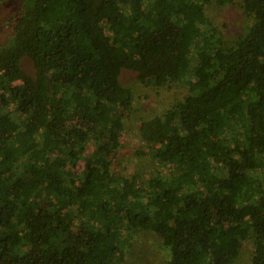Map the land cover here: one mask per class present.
Returning a JSON list of instances; mask_svg holds the SVG:
<instances>
[{"label": "trees", "instance_id": "obj_1", "mask_svg": "<svg viewBox=\"0 0 264 264\" xmlns=\"http://www.w3.org/2000/svg\"><path fill=\"white\" fill-rule=\"evenodd\" d=\"M233 3L248 26L228 45L206 6ZM124 69L189 86L139 122L164 168L146 180L112 171ZM139 232L165 264H233L248 242L264 264V0H23L0 48V264H121Z\"/></svg>", "mask_w": 264, "mask_h": 264}, {"label": "rangeland", "instance_id": "obj_2", "mask_svg": "<svg viewBox=\"0 0 264 264\" xmlns=\"http://www.w3.org/2000/svg\"><path fill=\"white\" fill-rule=\"evenodd\" d=\"M22 3L23 0H0V48L12 39L14 24L22 13ZM206 11L228 45L247 31L248 20L238 3L220 7L208 5ZM22 68L26 73L32 74L27 61ZM120 81L132 91L134 98L112 171L117 178L128 179L139 174L146 180L164 168L144 148L139 134V122L143 118L166 113L175 102L188 94L189 86L186 82L168 83L161 88L144 85L138 81L137 73L126 69L122 70ZM252 257L253 245L251 242L245 243L233 264H252ZM167 259L168 253L162 248L161 240L156 235L139 232L129 240L121 264H165Z\"/></svg>", "mask_w": 264, "mask_h": 264}]
</instances>
